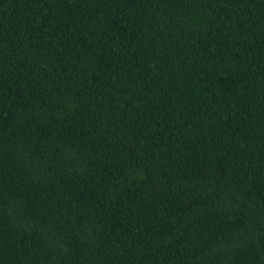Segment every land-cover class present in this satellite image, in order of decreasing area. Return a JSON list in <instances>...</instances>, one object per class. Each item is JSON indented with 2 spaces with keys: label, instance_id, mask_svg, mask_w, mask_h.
I'll use <instances>...</instances> for the list:
<instances>
[{
  "label": "trees",
  "instance_id": "1",
  "mask_svg": "<svg viewBox=\"0 0 264 264\" xmlns=\"http://www.w3.org/2000/svg\"><path fill=\"white\" fill-rule=\"evenodd\" d=\"M0 264H264V0H0Z\"/></svg>",
  "mask_w": 264,
  "mask_h": 264
}]
</instances>
